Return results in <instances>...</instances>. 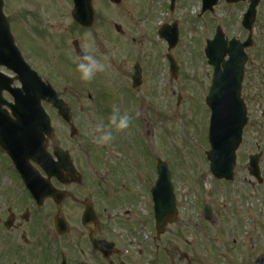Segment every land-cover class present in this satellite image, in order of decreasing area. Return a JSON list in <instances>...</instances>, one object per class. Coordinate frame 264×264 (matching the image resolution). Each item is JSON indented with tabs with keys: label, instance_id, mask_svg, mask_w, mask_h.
Instances as JSON below:
<instances>
[{
	"label": "rangeland",
	"instance_id": "obj_1",
	"mask_svg": "<svg viewBox=\"0 0 264 264\" xmlns=\"http://www.w3.org/2000/svg\"><path fill=\"white\" fill-rule=\"evenodd\" d=\"M14 1L23 4L27 11V16H25L24 11H21L22 16L26 18L24 28L15 22L14 36L17 45L23 54L32 53L35 59L42 58L45 62H49L46 65L44 64L42 72L46 73V70H52L55 65L52 62L50 63V61L56 59L55 64L63 71L64 77L70 80H79L81 72H76L77 69L71 66L73 63L67 62L69 56L73 57V60H71L74 62L75 49L73 41L76 39L79 40L83 51L95 56L106 66L105 72L101 74L97 72L95 74L96 77L93 76L87 83L84 81V85L90 84L94 91H97V94L103 91V98L109 100L103 101L101 108L105 107L106 109H104L105 112H102V115L94 116L93 109H96L97 103L94 104L89 101L86 97L88 93H83L82 90L75 88L76 85L71 84L73 85L72 92L64 95L70 102L69 104H73L77 113L79 108L88 106L87 120H84L82 124L86 131L84 133L86 137L81 139L74 138L76 140L69 144L74 148L83 141L88 143H90V140L93 141L90 147L92 150L91 159H88V157L85 159L83 155L80 156L81 161L85 162L81 168L86 172L87 176L86 188H77L78 191H81L82 197L93 195L94 198L100 199L102 206L110 207L112 210H108L114 214L126 208H129V210H134V208L140 210L133 191L136 190L135 187L140 185L137 181L138 174H145L144 183L145 180L149 182L154 176V159L157 157L162 160H169L179 178L178 185L181 189V192H179L182 194L186 192L187 194V200H180L181 208L179 209L177 223L168 228L163 236L162 244L156 245L157 249L154 246H150L155 232V224L152 213L151 216L148 212L145 213L148 206L149 210H152L149 199L145 200L148 206H143L142 213H140L142 214V220H144L143 226L135 218L131 219V222L124 224L131 230L130 233L133 236H136V229L145 228V261L163 264L165 256L162 246L164 244H170L171 249L189 252L192 255L191 244L187 243L186 246V241L189 242L191 238H198L194 243L193 247H195L201 238L206 241L204 243H208L206 244V250H209L207 252L208 259L199 260L198 257H194L193 260L197 264H215L216 262L214 261H218L217 253H214L216 247L212 246V241L203 232V227L199 225V223L203 222L204 225L211 226L210 228L213 227V224L218 225L222 231L226 230L229 238L233 236L237 238L236 243L233 245L234 247H229L228 256L230 258L228 264H232V261L234 264H240L242 261L249 262V264H264V225H259L257 231L253 230V235L256 232L255 237L249 241L248 232H250L251 227H249L250 224H246V220L241 215V211L246 209L245 206L251 205L247 200H253L256 197L253 196L254 193H257L256 195L259 196L260 200L264 199L262 198L264 186H258L255 179L248 172L249 156L255 153H262L260 165L264 174V117H262L264 111V29L261 28L259 31L260 36L257 37L256 48L249 51L250 60L246 68L247 80L245 81L244 95L249 106L250 121L245 129L244 141L237 152L234 179L232 183L225 185L223 182H213L207 169L208 163L206 164L205 152L210 149V146L208 144L206 146V132L209 122L208 112L210 114V111L207 110L204 93L207 92L211 84L212 69L201 55V51L203 53L204 40L203 42L201 39L195 40L190 35L201 36L203 39L209 38L217 26H220L230 36L240 35L239 16L242 8L228 7L225 4H221L214 13L206 15L202 20L196 21L194 26H191L193 20L191 12L194 9L198 10V0H179L171 13L168 9V1L170 0H121V3L117 5L110 0H92L96 10V21L89 31H82L77 30L72 25V20L69 19L68 8L69 5L71 6V0ZM149 1L151 2L150 5ZM190 1L195 3L186 8L185 3L187 2V5H190ZM11 12L13 14V11ZM14 16L18 19L20 18V16ZM168 17L173 21H180L181 24L184 22L178 46L170 51V54L174 56L180 66L177 78L168 71L165 57L169 53L167 44L165 42L159 43V45L157 43L152 44L158 42L155 40L156 22L162 19L167 20L166 18ZM57 20L62 22V24L58 25L60 28L58 26L56 28ZM186 20L187 23L185 22ZM190 26L192 29H190ZM45 29L49 31L48 34ZM42 30H44L45 35ZM54 31L57 33L55 37H53ZM43 36L46 38H43ZM54 38L61 45L59 48H62L58 50V54L53 51V46L49 43ZM53 52L55 56H53ZM104 57H107V59H103ZM137 61L143 68V80L145 82L138 90H133L131 87L132 65ZM29 65L35 69L40 67L37 63H29ZM129 90L135 95L139 94L140 101L136 102L124 98L122 105L124 109H122V107H119L120 98L122 95H126L125 91ZM69 91V89L61 87L60 93L63 95L64 92ZM74 99L79 100L75 101ZM114 107L119 109L121 115L126 113L130 117V122L133 121V126L129 128V131L134 135L133 140L128 139L131 136L128 137L125 130L118 131L114 125L110 124V117ZM137 107L140 109V114H138L140 116L139 120L135 121L137 117L135 110ZM48 110L53 112L49 108ZM53 118L54 125L58 128V133L60 132L59 140L57 141L64 143L62 141L64 140V128L60 120L54 117V114ZM82 120V118L79 119L80 122ZM98 123L104 125L102 131H111L113 134L116 132L125 140L128 162L126 164H118L121 165L119 167L120 171L129 168V175L124 176V181L121 180L120 176L114 178L115 175L110 179L105 177V179L101 180L94 172L95 167H98L105 155H109L108 151H110V147L113 144L112 142L103 145L95 143L93 137L101 134L94 132V127ZM144 128L145 133H143ZM137 131L139 135H137ZM143 137H145V145L140 140ZM114 138L118 141L116 134ZM79 152H76L75 155H78ZM109 159H113L111 154ZM169 166L172 170L171 165ZM3 167L6 173L4 185H9L7 178L9 171L5 160L0 158V172ZM137 171H139L138 174ZM102 176H105V174H102ZM203 180L205 181L203 182ZM121 184H125L129 191L128 196L124 199L122 198L121 203H115L112 198L109 199L110 194L105 202L99 194V192L101 194H104L103 192L114 194L112 187L121 186ZM122 190L124 194L126 189ZM206 191L207 193H205ZM204 194L207 197L209 196L208 202L213 204V213L208 223L204 220L203 212H200L199 207L200 196ZM15 198V201H17L20 198L24 199L25 196L21 193H16ZM211 199H215L217 202L214 203ZM254 203L256 204L255 208H259L262 216H264V207L257 202ZM6 204L7 196L0 199L2 207L6 206ZM27 204L33 207L32 202ZM33 208L35 209L36 207L34 206ZM78 208L71 202L64 207V210L74 218L73 220L76 223H79ZM22 210L23 208L19 212ZM259 211L257 214L260 213ZM250 212H254V209L252 208ZM36 213V221L41 220V216L42 218L46 217L47 221L45 224L51 227L50 224L53 221L50 215L55 213L54 209L36 210ZM242 213L245 217L248 214L243 211ZM138 217L140 216L138 215ZM0 218L5 220L6 213L2 214L1 211ZM29 220L32 224L35 223L31 218ZM122 222L124 223V221ZM188 222H193V224H187ZM41 223L42 221H39V224ZM1 226L0 264L15 263V255L18 254L21 261H17V264H34L36 259L26 261V254L23 257L18 252L12 254L9 248L10 239L14 238L19 249L25 248L24 253L33 249V247L29 246V242L28 246H25L20 238L21 232L25 229L27 230L28 227L23 224L21 231L13 230L7 232L4 229L2 230ZM103 226H106L105 233H111L117 228L113 222L105 223ZM30 230L28 229L27 232ZM245 231L247 232L246 245L239 246V243H242L241 238ZM104 238L111 239L109 236ZM223 238L227 237L224 235ZM1 239H6L8 243L5 248ZM217 239L222 244V240L219 237ZM114 242H117L116 239H114ZM178 253L175 254V261L178 260ZM169 256L172 259L170 254ZM220 262L219 264H227L221 259Z\"/></svg>",
	"mask_w": 264,
	"mask_h": 264
},
{
	"label": "water",
	"instance_id": "obj_2",
	"mask_svg": "<svg viewBox=\"0 0 264 264\" xmlns=\"http://www.w3.org/2000/svg\"><path fill=\"white\" fill-rule=\"evenodd\" d=\"M79 8L86 9V13L89 18V22L92 18V12L89 7V1L83 0V2H78ZM2 21L0 20V23ZM88 23H84L87 25ZM0 42H3V38L0 37ZM1 48V45H0ZM15 51L12 49H8V47H3L0 50V60L2 61V64H6L9 68L19 66L17 62L14 60H11L12 57L15 55ZM9 58V59H8ZM8 59V61H6ZM242 81V75L238 74L236 70L228 69L224 71L223 73H218L216 79H215V85L212 91V96L209 99V103L211 107L214 110V118H213V125H212V139L214 148L222 146L225 150H227L230 146V144L234 141V135L237 128L243 124V121L245 119V110L242 106L239 105L237 102L238 96H239V89ZM29 85H26L27 89V95L26 100L23 101V99H19L17 103V107L14 109L15 111L22 112L23 110L29 111L30 120L33 119V117L37 116L39 119L42 118V115L39 110V100L44 97H50L51 93L48 92L43 86L39 85L38 82L32 78L28 79ZM229 85L232 89L234 95L232 96V99H228L225 97L217 98L216 96L221 95V89L225 85ZM5 86L0 85V92ZM46 97V98H47ZM216 97V98H215ZM211 101V102H210ZM232 105L238 106V109L236 112H233V110H229ZM223 113L228 114V119L230 120V125L227 127L221 120L220 117L223 115ZM22 120V119H21ZM2 121V118H0V123ZM26 125V123H18V131H10L8 130L5 125L2 122V128H0V136L2 134V145L5 147L9 154L12 156V158L17 162V165L21 172H25L27 161L30 158H34L38 161H41L43 158V149L44 144L42 140L33 141V150L31 145H25V139L23 138V131L22 128L23 125ZM24 125V127H25ZM231 128H234V131L231 130ZM40 133H38V136L40 137ZM41 138V137H40ZM237 148V144L233 146V151ZM231 152V150L229 151ZM225 153V151H224ZM223 155L222 153H219L218 157L221 158ZM234 159V156H232ZM229 164V162L227 163ZM253 168L255 171L258 172L257 166L254 163ZM228 171L230 172V165H228ZM160 224L162 221H159Z\"/></svg>",
	"mask_w": 264,
	"mask_h": 264
},
{
	"label": "clouds",
	"instance_id": "obj_3",
	"mask_svg": "<svg viewBox=\"0 0 264 264\" xmlns=\"http://www.w3.org/2000/svg\"><path fill=\"white\" fill-rule=\"evenodd\" d=\"M103 59H107V57ZM77 60V69L81 72V79L85 81L91 80L96 72H102L106 67L101 60H98L86 51L79 53ZM110 124L114 125L118 131L128 129L130 126V117L126 113L121 115L119 109L114 107L110 117ZM103 128L104 125L102 123H98L94 127V132L101 133L93 137L95 143L100 145L108 144L113 139V133L111 131H102Z\"/></svg>",
	"mask_w": 264,
	"mask_h": 264
},
{
	"label": "flooded vegetation",
	"instance_id": "obj_4",
	"mask_svg": "<svg viewBox=\"0 0 264 264\" xmlns=\"http://www.w3.org/2000/svg\"><path fill=\"white\" fill-rule=\"evenodd\" d=\"M67 182H69V179H67ZM69 183H71V182H69ZM69 183H68V184H69Z\"/></svg>",
	"mask_w": 264,
	"mask_h": 264
}]
</instances>
